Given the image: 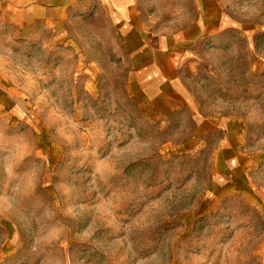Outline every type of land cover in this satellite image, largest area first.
<instances>
[{"label":"rangeland","instance_id":"rangeland-1","mask_svg":"<svg viewBox=\"0 0 264 264\" xmlns=\"http://www.w3.org/2000/svg\"><path fill=\"white\" fill-rule=\"evenodd\" d=\"M0 264H264V0H0Z\"/></svg>","mask_w":264,"mask_h":264},{"label":"crops","instance_id":"crops-1","mask_svg":"<svg viewBox=\"0 0 264 264\" xmlns=\"http://www.w3.org/2000/svg\"><path fill=\"white\" fill-rule=\"evenodd\" d=\"M172 47H152L151 48V53L154 52H161L162 50H164V52H167L169 49H171ZM150 50V49H149Z\"/></svg>","mask_w":264,"mask_h":264}]
</instances>
